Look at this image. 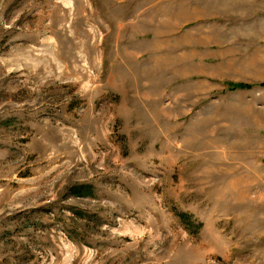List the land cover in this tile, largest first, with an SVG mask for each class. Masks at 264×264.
Here are the masks:
<instances>
[{"label": "rangeland", "instance_id": "374dc122", "mask_svg": "<svg viewBox=\"0 0 264 264\" xmlns=\"http://www.w3.org/2000/svg\"><path fill=\"white\" fill-rule=\"evenodd\" d=\"M0 264H264V0H0Z\"/></svg>", "mask_w": 264, "mask_h": 264}, {"label": "trees", "instance_id": "16d2710c", "mask_svg": "<svg viewBox=\"0 0 264 264\" xmlns=\"http://www.w3.org/2000/svg\"><path fill=\"white\" fill-rule=\"evenodd\" d=\"M224 85L226 86V90L230 91H235L238 89H246V88H251L252 85L248 83H235L231 81H226L224 82ZM90 188V187H89ZM84 189V188H83ZM85 189H88V186ZM82 189L78 188L77 190L74 188L73 190V195H78V196H87L88 191L85 193L81 192ZM178 218L180 219L181 223L186 227V229L191 233L194 232L192 229H197L196 231H200L202 229L203 224L198 222V220L194 217V215L189 214V213H182L177 215ZM195 233V232H194Z\"/></svg>", "mask_w": 264, "mask_h": 264}, {"label": "crops", "instance_id": "0c3cea01", "mask_svg": "<svg viewBox=\"0 0 264 264\" xmlns=\"http://www.w3.org/2000/svg\"><path fill=\"white\" fill-rule=\"evenodd\" d=\"M183 55H185L186 57H188V54H186V53H184V52H183ZM191 56H195V55H194V54H191ZM198 57H199V58H204L205 55L202 54V55H200V56H198Z\"/></svg>", "mask_w": 264, "mask_h": 264}]
</instances>
